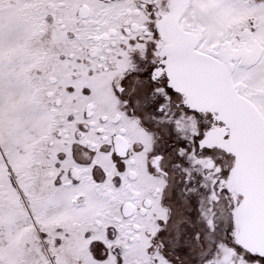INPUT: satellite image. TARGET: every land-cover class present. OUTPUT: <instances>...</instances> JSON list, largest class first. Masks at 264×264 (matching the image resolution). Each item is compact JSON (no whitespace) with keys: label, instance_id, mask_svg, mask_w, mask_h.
Returning a JSON list of instances; mask_svg holds the SVG:
<instances>
[{"label":"snow or ice","instance_id":"snow-or-ice-1","mask_svg":"<svg viewBox=\"0 0 264 264\" xmlns=\"http://www.w3.org/2000/svg\"><path fill=\"white\" fill-rule=\"evenodd\" d=\"M0 264H264V0H0Z\"/></svg>","mask_w":264,"mask_h":264}]
</instances>
